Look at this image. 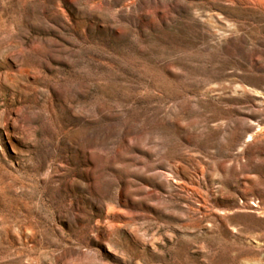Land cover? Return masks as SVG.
<instances>
[{
    "label": "rangeland",
    "instance_id": "1",
    "mask_svg": "<svg viewBox=\"0 0 264 264\" xmlns=\"http://www.w3.org/2000/svg\"><path fill=\"white\" fill-rule=\"evenodd\" d=\"M0 264H264V0H0Z\"/></svg>",
    "mask_w": 264,
    "mask_h": 264
}]
</instances>
